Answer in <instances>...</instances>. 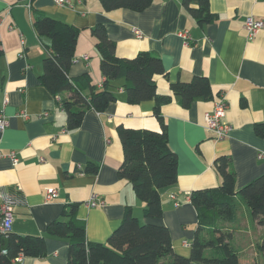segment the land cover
Returning a JSON list of instances; mask_svg holds the SVG:
<instances>
[{"label": "crops", "instance_id": "obj_1", "mask_svg": "<svg viewBox=\"0 0 264 264\" xmlns=\"http://www.w3.org/2000/svg\"><path fill=\"white\" fill-rule=\"evenodd\" d=\"M209 9L216 19L200 25L181 0H153L142 11L104 10L99 0L64 4L0 0V115L8 121L0 130V191L17 189L24 200L13 209L11 232L43 235L46 250L43 257L18 256L14 264H66L68 240L47 235L46 226L59 219L63 206L71 203L78 204L76 215L84 223L89 242L106 243L129 207L141 222L167 227L174 252L189 257L197 215L187 194L220 184L215 158L230 157L236 189L264 173V26L251 38L243 29L248 15L264 21V0H209ZM34 10L79 28L69 76L88 73L97 88L104 77L96 39L90 32L96 24L104 25L117 56L131 58L139 51H149L161 59L164 73L154 80L159 94L171 96L161 106V115L178 163L176 182L160 189V217H144V203L131 183L117 175L123 161L117 127L160 130L152 111L154 101L128 103L124 80L118 78L113 90L116 100L102 112L86 110L80 126L68 130L59 100L39 82L45 49L33 28ZM134 28L142 32V38L135 36ZM184 31L189 39L180 35ZM194 76L208 78L212 98H199L183 107L169 84ZM220 91L228 102L226 120L232 130L218 140L204 127L203 114ZM10 151L18 156L16 165L6 156ZM89 163L98 167L96 172L86 171ZM49 187L56 188L58 196L47 201L44 194ZM93 191L104 199L103 206L85 204ZM245 218L248 226L241 219L229 225L233 238L240 235L251 241L258 232L261 239L264 226L247 211ZM241 246L242 263L262 261L260 252L251 254L246 244L241 242Z\"/></svg>", "mask_w": 264, "mask_h": 264}, {"label": "trees", "instance_id": "obj_2", "mask_svg": "<svg viewBox=\"0 0 264 264\" xmlns=\"http://www.w3.org/2000/svg\"><path fill=\"white\" fill-rule=\"evenodd\" d=\"M104 10L128 8L142 11L153 0H99ZM183 7L200 25L216 19L209 9V0H181ZM195 4V5H194ZM33 28L45 49L43 71L39 82L52 95L59 97L66 113V128L80 126L88 109L102 112L116 100L114 81L123 78L122 89L126 101L138 104L153 100V114L160 130L129 128L119 125L118 135L123 150V161L117 170L118 177L131 183L137 198L144 203L143 216L160 217L163 213L160 189L177 180V155L168 143L166 125L161 106L169 102L170 95L156 91L154 76L163 74L161 59L149 51H139L131 58L115 54V43L109 39L103 24L90 28L96 39L100 57V72L104 77L97 88L88 73L69 76L74 60L79 28L33 11ZM172 93L183 107L196 99H211V84L205 76H194L189 81L169 84ZM261 133V129H257ZM221 182L218 186L191 191L190 201L196 210L197 222L191 240L189 257L174 252L167 227L141 222L128 207L120 226L106 243L89 242L85 226L76 215L77 203L63 206L60 218L49 222L47 235L66 238L69 252L66 264H244L239 249L234 245L233 229L229 225L238 220L241 206L249 208L257 224L264 226V173L236 189L235 174L230 169V157L219 155L213 162ZM98 167L89 163L87 172ZM0 235V264H14L18 256L43 257L46 255L43 235L9 232L5 242ZM264 264V234L257 244Z\"/></svg>", "mask_w": 264, "mask_h": 264}, {"label": "built area", "instance_id": "obj_3", "mask_svg": "<svg viewBox=\"0 0 264 264\" xmlns=\"http://www.w3.org/2000/svg\"><path fill=\"white\" fill-rule=\"evenodd\" d=\"M57 4H64L68 0H54ZM264 26V21L262 19H256L251 15H248L243 20V29L245 36L247 38L253 37L257 31H259ZM134 33L137 38H142V32L134 28ZM181 36H184L185 39H189V36L184 31L180 33ZM23 56L22 54H20ZM82 57L87 58V54H83ZM59 100V97H57ZM6 101V99H5ZM228 109V102L223 91H220L213 99L212 107L205 111L203 114V125L204 127L211 131L215 138L218 140L225 139L230 135L232 130V125L226 120V112ZM46 114V113H45ZM8 125L6 118L0 115V130L2 131ZM3 156L0 151V157ZM13 165L18 163V156L15 151H10L6 155ZM260 156V154H259ZM58 196L56 188L49 187L45 190L44 198L45 200H53ZM190 194H187V197ZM175 199V205L179 204V201L176 199L175 195H171ZM24 200L16 192H10L6 190L0 191V235L7 236L11 231V226L13 222V209L16 205L23 203ZM85 204L89 207H99L105 204L103 198H101L96 192H91L88 199L85 201ZM19 257L15 258L16 261Z\"/></svg>", "mask_w": 264, "mask_h": 264}, {"label": "rangeland", "instance_id": "obj_4", "mask_svg": "<svg viewBox=\"0 0 264 264\" xmlns=\"http://www.w3.org/2000/svg\"><path fill=\"white\" fill-rule=\"evenodd\" d=\"M246 211L248 212V214L250 215V210L249 208L244 204L243 206H241V209L239 211V214H238V219L240 220L241 219V223H245L247 224V221H246V218H245V213ZM243 224H241L240 226H242ZM248 226V224H247ZM230 229H231V226H228ZM260 234L258 232H255L253 233V239H251V241H249V237H242L240 235H238V238H236L234 236L233 238V241H234V245L240 250L244 249L242 246H241V242L243 244H246L247 245V248H248V252L251 253V254H254L255 253V250L258 252V249H257V244L258 242H260ZM246 248V247H245Z\"/></svg>", "mask_w": 264, "mask_h": 264}, {"label": "water", "instance_id": "obj_5", "mask_svg": "<svg viewBox=\"0 0 264 264\" xmlns=\"http://www.w3.org/2000/svg\"><path fill=\"white\" fill-rule=\"evenodd\" d=\"M2 239L5 242L4 247H6L7 237L6 236H3Z\"/></svg>", "mask_w": 264, "mask_h": 264}]
</instances>
